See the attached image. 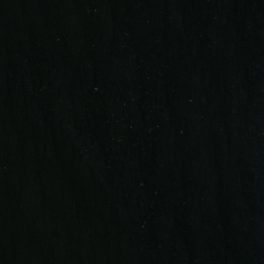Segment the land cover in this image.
Masks as SVG:
<instances>
[{
	"label": "water",
	"instance_id": "obj_1",
	"mask_svg": "<svg viewBox=\"0 0 264 264\" xmlns=\"http://www.w3.org/2000/svg\"><path fill=\"white\" fill-rule=\"evenodd\" d=\"M0 264H264V0H0Z\"/></svg>",
	"mask_w": 264,
	"mask_h": 264
}]
</instances>
